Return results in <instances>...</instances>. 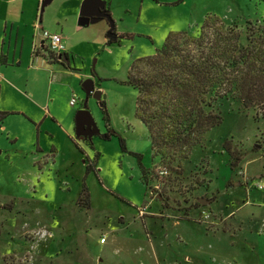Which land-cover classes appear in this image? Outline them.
Segmentation results:
<instances>
[{
    "label": "rangeland",
    "instance_id": "rangeland-1",
    "mask_svg": "<svg viewBox=\"0 0 264 264\" xmlns=\"http://www.w3.org/2000/svg\"><path fill=\"white\" fill-rule=\"evenodd\" d=\"M97 1L109 19L88 17L86 6L78 17L76 0L41 5L43 29L69 37L63 65L53 60L44 71L34 59L31 68L29 55L20 68L9 64L0 99L11 112L0 122V264H264V114L237 97L219 99L221 123L186 156L157 153L127 78L171 33L198 37L207 17L206 38L246 44L264 0ZM88 78L104 106L86 97ZM39 103L60 122L41 123ZM83 119L93 126L78 131ZM158 167L167 174L156 175Z\"/></svg>",
    "mask_w": 264,
    "mask_h": 264
},
{
    "label": "trees",
    "instance_id": "trees-1",
    "mask_svg": "<svg viewBox=\"0 0 264 264\" xmlns=\"http://www.w3.org/2000/svg\"><path fill=\"white\" fill-rule=\"evenodd\" d=\"M209 24L207 17L196 38L171 33L155 54L136 59L128 72V83L138 92L137 116L157 153L175 150L186 156L203 133L221 123L215 111L219 99L237 97L264 114V19L249 27L246 44L238 36L206 38L203 29ZM42 50L51 61L66 58L44 45ZM6 115L0 111V122ZM119 144L126 151L121 137ZM90 169L87 165L86 174ZM81 193L87 195L84 182Z\"/></svg>",
    "mask_w": 264,
    "mask_h": 264
},
{
    "label": "crops",
    "instance_id": "crops-1",
    "mask_svg": "<svg viewBox=\"0 0 264 264\" xmlns=\"http://www.w3.org/2000/svg\"><path fill=\"white\" fill-rule=\"evenodd\" d=\"M43 1L44 0H0V99L3 97L4 94L6 73L9 69H11L9 68L10 67L9 64L16 63L17 68H20L22 66L21 64L24 56L29 55L30 60L28 59L27 63L29 64L30 62H32V64H34L33 61L34 59H36V63L34 64L35 69L41 68L42 70L45 71V70H51L50 67L53 66V64L50 63L51 60L44 59L41 57L44 56V52L42 49L41 50L38 49L36 52L34 51L37 44L36 41H39V38H41L40 30L41 31L44 30L42 18L39 17V13H40V9L42 8L41 5ZM76 1H77V8L75 9V14L79 17L84 14L83 7L85 6L84 4L85 0H76ZM86 7L88 8H86L85 14H87L88 17L92 19L106 18V17L97 16L95 13V9L92 6H86ZM77 22L78 23L80 22L79 18ZM76 29L77 28L75 27L74 31H76ZM55 32L61 33L58 31ZM62 37H63L64 45L67 47V50H69V46H68L69 37L68 36L64 37L63 35ZM24 43H26L25 46ZM42 44H43V40L41 41V45ZM24 50H27L26 51L27 53L24 52ZM67 50L65 49L66 57L68 55ZM33 55H36L37 58H35V56ZM65 60H66L65 57H63L61 60H57L56 65L57 66L63 65L62 62ZM10 61H12V63H10ZM32 66L33 65L29 64V67L32 68ZM29 67L27 68L29 69ZM65 72L68 71L65 70ZM73 75L75 78H79V77L83 78L82 75H80L79 73H73ZM25 86L27 88V83L25 84ZM36 102L38 103V101ZM39 105L44 110V114L42 115L43 117H41L40 119L41 123H43L48 116L56 120L57 122H60L58 116H55L52 112H50L48 108L49 105L48 107H46L47 110L46 108H44L45 105H41L40 103ZM0 111L7 113V115L11 114V112L8 111H2V110ZM37 150H40L38 146H37Z\"/></svg>",
    "mask_w": 264,
    "mask_h": 264
},
{
    "label": "water",
    "instance_id": "water-1",
    "mask_svg": "<svg viewBox=\"0 0 264 264\" xmlns=\"http://www.w3.org/2000/svg\"><path fill=\"white\" fill-rule=\"evenodd\" d=\"M50 1L51 0H44L42 4H48ZM84 4H85V6H92L95 9V13H96L97 16L106 17V18L109 19V17H110L109 14L105 13V12H102L100 10L101 6H100V4L98 3L97 0H85ZM82 88H83V90H84V92L86 94V97H89L90 95H92L94 98L99 100V103H100V101H101L100 100L101 92L99 90L95 89L94 82H93V80L91 78H88V79H86V80H84L82 82ZM83 125H88V126L92 125L93 126V123L90 120H86L85 121V119H83L81 121H78L76 129L78 131L83 130V127H85ZM199 202L201 204H207L208 203V201L206 199H204V198H200Z\"/></svg>",
    "mask_w": 264,
    "mask_h": 264
},
{
    "label": "built area",
    "instance_id": "built-area-1",
    "mask_svg": "<svg viewBox=\"0 0 264 264\" xmlns=\"http://www.w3.org/2000/svg\"><path fill=\"white\" fill-rule=\"evenodd\" d=\"M41 36L43 38V44L42 45L46 46V48L50 52H52L56 56L58 55L59 57H61V55L64 54L65 45H64L63 37L61 34L56 33V32H49L47 30H42ZM42 45H41V49H42ZM36 47L34 49L35 52L38 50V48H36ZM75 103H76V98H75V96H73L70 99V104L74 105ZM155 173L158 176H164L165 174H167V170L165 167H158L157 170L155 171ZM104 241H105V239L102 238L101 242H104Z\"/></svg>",
    "mask_w": 264,
    "mask_h": 264
}]
</instances>
